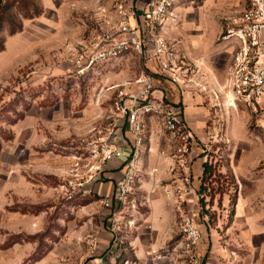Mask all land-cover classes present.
<instances>
[{
  "label": "rangeland",
  "instance_id": "374dc122",
  "mask_svg": "<svg viewBox=\"0 0 264 264\" xmlns=\"http://www.w3.org/2000/svg\"><path fill=\"white\" fill-rule=\"evenodd\" d=\"M210 1L217 6L207 10L219 14L216 17L225 26L248 5V0ZM5 2L12 6L9 14L21 28L11 34L9 24L0 25V47L4 46L0 50V264H35L32 255L41 252V259L46 257L65 238L69 223L81 227L87 221L82 209L89 204L72 198L81 194L77 190L80 178L88 180L87 165H96L92 151L113 126L103 112L115 106L117 86L134 79L140 66L145 67L146 56L128 52L85 66L86 55L100 49L96 44L104 39L99 9L110 10L112 0H87L84 6L74 2L57 6L61 3L57 0ZM25 9L32 17H25ZM186 9L180 11V20ZM178 25L163 31L173 43L178 40L174 33ZM257 115L247 124H241L237 116H232L234 121L227 116L216 119L207 127L211 135L200 141L192 139L193 157L198 143L204 151L199 156L222 173L201 194L194 222L206 232L217 230L219 242L230 253L225 264H264V233L254 237L255 247L246 249L227 246L225 235L226 227L231 226L246 225L250 232L264 230V154L250 150L241 160L234 154L235 148L249 141L264 143V125ZM231 127L234 134L244 132L251 138L233 145L234 139L228 138ZM245 164L249 169L236 176L233 168ZM247 193L257 197L243 204L252 210L249 216L245 211L239 213L237 207L240 196ZM19 236L21 241L7 247ZM67 257L66 250H60L57 264H67Z\"/></svg>",
  "mask_w": 264,
  "mask_h": 264
},
{
  "label": "crops",
  "instance_id": "0c3cea01",
  "mask_svg": "<svg viewBox=\"0 0 264 264\" xmlns=\"http://www.w3.org/2000/svg\"><path fill=\"white\" fill-rule=\"evenodd\" d=\"M57 1L61 2L57 3V6H67L70 2H74L77 6H84L87 0ZM138 3L142 8L146 4V0L143 3L138 1ZM214 3L210 0H203L197 6L187 8L185 18L180 20L174 31L175 36L178 37L176 45L185 56L183 67L192 70L189 82L185 80L183 85L177 86L171 83L168 76H165L162 77L163 83L158 85L154 93L155 96L176 105L180 117L190 129L193 139L199 141L212 134V131H208L207 128L211 121L225 119L226 116L234 121L232 116H237V120L241 124H247L252 116L257 115L241 102L237 103L236 108H232L227 106L228 104L224 105V96L220 95L218 99L214 96V93L226 80L236 47L234 42L220 39L221 35L233 24L225 26V22L216 17L219 14L207 10L208 6H217ZM145 56L146 65H144L147 70L151 73H158L160 70L153 56L151 43L146 46ZM103 113H105V117L113 121L111 127H114L115 130V144L124 150L125 155H128V147L133 142V134L130 131L127 117L116 112L114 107H111L109 112ZM260 113L261 115L257 116L261 125H264V103ZM140 120L143 124L144 136L141 154L144 171L139 179L136 193L138 198H146L149 204L133 213L132 219L135 224L129 227L127 221L131 218L127 216L124 219L118 218L120 230L117 236L119 241L116 244L113 243L111 228L113 214L118 205L114 202L107 208L104 203L113 198L116 184L125 170L123 160H113L107 163L92 181L84 180V176L80 178L81 188L79 186L76 189L81 193L80 195L91 198L88 202L89 205L82 209L87 216V221H84L81 227H77L75 222L69 223L65 238H62L46 257L36 261L35 264H57L58 253L62 249L66 250L67 255L69 254L67 264H126V261L128 264H169L167 260H154V255L151 254L152 251L166 252L167 250L175 256L181 257L180 264H189V257L183 253L184 250L175 249L174 246L181 239L177 229L181 219V210L191 211L195 214V220L199 216L203 165L207 161L206 158L203 159L204 151L202 152L201 145L197 143L194 148L192 171L194 191L185 197L186 202L180 206L177 204L176 198L168 197L162 188V185H168L171 189L172 182L179 176V173L173 174L170 171L171 161L157 155L161 149L166 153L174 152L176 144L160 133L156 118L143 115ZM146 124H148L147 131L145 130ZM232 128L228 138L234 139L233 145L243 143L241 139L251 138L244 132L234 134ZM256 137L260 139V136ZM149 148L152 149V153L149 152ZM250 150L257 155L264 154V143L257 140L249 141V144L244 143V146L240 145L235 148V153H233L240 158ZM200 153L203 155L199 156ZM229 161L231 162V158ZM154 167H157L158 172L150 178L148 173ZM231 167L229 166L228 169L231 170ZM233 169L234 174L238 176L239 173H243L249 168L245 164ZM82 173L85 174V171L82 170ZM254 186L256 187L257 184ZM255 198H257L255 195L249 193L240 196L237 203L239 213L245 211L244 214L252 215V210L248 211L249 207L245 209L243 204L253 202ZM29 222L31 223V220ZM201 230L203 239L197 248V254L202 258L203 264H225L224 259H227L230 253L227 252L228 248L219 242L217 230L211 229L210 232H206L207 230H203V228ZM262 233L264 230L250 232V228L246 225L240 228L226 227L225 235L229 241L226 245L237 244L241 247L240 249H246L250 245L255 247L254 237ZM232 234L238 236L237 239H234ZM33 247L32 245L31 248Z\"/></svg>",
  "mask_w": 264,
  "mask_h": 264
},
{
  "label": "built area",
  "instance_id": "2783aa9c",
  "mask_svg": "<svg viewBox=\"0 0 264 264\" xmlns=\"http://www.w3.org/2000/svg\"><path fill=\"white\" fill-rule=\"evenodd\" d=\"M139 0H112V8H100L102 14L101 29L104 39L98 42L94 54L86 55L85 66L90 67L97 61L109 60L131 52L139 57L146 55V46L151 43L153 56L158 64L159 72L151 73L146 66L141 67L134 79L118 85V100L115 102L116 112L126 116L133 142L129 145L128 155L115 144V130L109 128L102 137L93 158L96 165H87L88 179L113 160H123L125 170L117 182L112 199L105 201V207L114 202L118 205L113 214L112 239L119 241L117 233L120 224L118 218H131L127 225L132 227L133 213L142 206L148 205L146 198L137 196V185L144 171L142 163V147L144 145L143 124L141 116H153L159 124L160 133L175 142L174 152L159 150V157L171 161L170 171L179 173L173 180L172 188H162L168 197L174 196L177 204L182 206L185 197L194 191L193 171V136L187 123L180 117L176 105L164 98L155 96L158 85L163 83L162 77L168 76L171 83L181 86L192 70L183 67L185 56L176 43L164 33L165 28L176 26L180 21V11L197 6L203 0H146L144 7H139ZM233 25L221 35V40L234 42L235 50L227 71V77L220 89L214 93L215 98L224 96L227 106L236 108L243 103L254 113H259L264 103V0H248V5L237 17ZM164 31V32H163ZM111 40V41H107ZM107 43V45H106ZM99 102V100H98ZM152 153V149L149 148ZM158 172L157 167L148 173L150 178ZM72 185V184H71ZM81 186V183L79 184ZM181 220L177 225L181 239L176 242L175 249H183L189 257V264H202L197 248L203 239L201 229L195 224L193 214L189 210H181ZM154 260H167L169 264H180L181 257L172 252L152 251ZM128 264V262H125ZM107 264V263H102Z\"/></svg>",
  "mask_w": 264,
  "mask_h": 264
},
{
  "label": "trees",
  "instance_id": "16d2710c",
  "mask_svg": "<svg viewBox=\"0 0 264 264\" xmlns=\"http://www.w3.org/2000/svg\"><path fill=\"white\" fill-rule=\"evenodd\" d=\"M5 1L6 0H0V25L4 24V22H5V24L6 23L9 24L10 25L11 34H13L17 29H20L21 26L18 25V24H14V22L12 20V17L9 14V11H8L9 8H11L12 6H8L9 2L7 3ZM24 15H25V17H32V15L29 13V11H27V9H25ZM3 47L4 46L2 45L0 47V50H3L4 49ZM24 116L25 115H23L20 118L16 119L13 122V124H15V123H17V121L23 119ZM12 138H13V135L9 134L8 140H11ZM203 167H204V170H203V175H202V179H201V186H200V193L201 194H204V192L208 189L210 183H212L214 181L215 178H213V177L222 176L221 172H217L218 169H216V166H214L208 160L204 163ZM207 182H209V184H207ZM72 199H75V200H79V199L82 200L83 199V203H88L91 200L90 197H84L82 195H76ZM38 208L36 207L35 209H38ZM21 240H22V236H19L16 240H14V242H10L9 241L7 243V247H9L12 243L19 242ZM51 247L52 246L50 245L49 248H47L48 249L47 252L51 249ZM43 256H44V253L41 254V252H37L34 255H32L31 261L32 262L39 261Z\"/></svg>",
  "mask_w": 264,
  "mask_h": 264
}]
</instances>
